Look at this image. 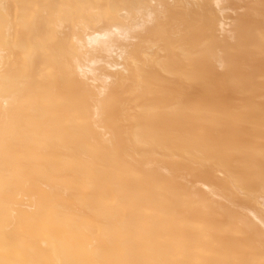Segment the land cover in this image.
<instances>
[{
  "label": "bare ground",
  "instance_id": "6f19581e",
  "mask_svg": "<svg viewBox=\"0 0 264 264\" xmlns=\"http://www.w3.org/2000/svg\"><path fill=\"white\" fill-rule=\"evenodd\" d=\"M0 264H264V0H0Z\"/></svg>",
  "mask_w": 264,
  "mask_h": 264
}]
</instances>
